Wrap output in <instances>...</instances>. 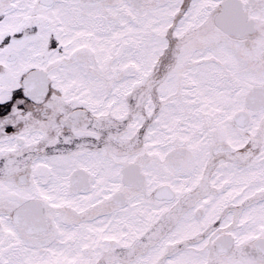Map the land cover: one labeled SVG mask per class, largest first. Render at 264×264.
<instances>
[{
  "label": "snow or ice",
  "instance_id": "1",
  "mask_svg": "<svg viewBox=\"0 0 264 264\" xmlns=\"http://www.w3.org/2000/svg\"><path fill=\"white\" fill-rule=\"evenodd\" d=\"M0 264H264V0H0Z\"/></svg>",
  "mask_w": 264,
  "mask_h": 264
}]
</instances>
